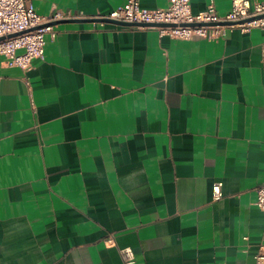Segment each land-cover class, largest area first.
<instances>
[{
  "label": "crops",
  "instance_id": "crops-1",
  "mask_svg": "<svg viewBox=\"0 0 264 264\" xmlns=\"http://www.w3.org/2000/svg\"><path fill=\"white\" fill-rule=\"evenodd\" d=\"M123 2L31 0L64 14L43 58L0 55V264H126L123 246L130 264H254L264 29L181 39L93 19Z\"/></svg>",
  "mask_w": 264,
  "mask_h": 264
},
{
  "label": "built area",
  "instance_id": "built-area-1",
  "mask_svg": "<svg viewBox=\"0 0 264 264\" xmlns=\"http://www.w3.org/2000/svg\"><path fill=\"white\" fill-rule=\"evenodd\" d=\"M62 17L64 14L57 10L45 15L39 14L34 10L31 0H0V55L6 58L9 65L28 68L34 58H43L45 34L54 35L53 24L49 22ZM94 17L131 22L174 23L134 26L156 28L160 34H168L174 38L199 36L211 40L224 36L231 28L242 31L254 27L264 29V1L231 0L230 9L219 15L213 0L197 13H192L189 0H168L166 7L156 8L144 7L140 0H124L108 14ZM46 23L49 24L39 26ZM220 194V182H216L212 186L213 198H218ZM255 204L264 212V184L256 187ZM106 241L112 243L113 234L110 233ZM119 252L126 264L133 262L134 252L130 246L120 247ZM253 257L254 264H264L263 240L258 243Z\"/></svg>",
  "mask_w": 264,
  "mask_h": 264
},
{
  "label": "water",
  "instance_id": "water-1",
  "mask_svg": "<svg viewBox=\"0 0 264 264\" xmlns=\"http://www.w3.org/2000/svg\"><path fill=\"white\" fill-rule=\"evenodd\" d=\"M93 19L96 20H100V21H106V22H112L118 25H123V26H134V25H154V26H160V25H174V23H166V22H131V21H122V20H116V19H111V18H107V17H93ZM60 20H54L52 22L49 23H56ZM49 23L46 24H40L39 26H44L47 25ZM223 23V22H221ZM195 24H199V23H195Z\"/></svg>",
  "mask_w": 264,
  "mask_h": 264
}]
</instances>
